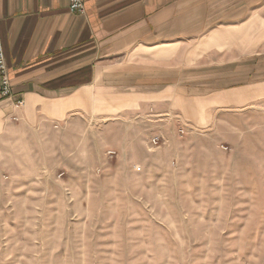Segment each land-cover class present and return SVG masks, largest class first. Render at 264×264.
<instances>
[{
    "label": "rangeland",
    "instance_id": "374dc122",
    "mask_svg": "<svg viewBox=\"0 0 264 264\" xmlns=\"http://www.w3.org/2000/svg\"><path fill=\"white\" fill-rule=\"evenodd\" d=\"M239 1L216 0L214 19L250 17L248 60L195 59L186 36L152 60L169 80L149 98L109 89L60 121L9 119L0 264H264V0Z\"/></svg>",
    "mask_w": 264,
    "mask_h": 264
},
{
    "label": "crops",
    "instance_id": "0c3cea01",
    "mask_svg": "<svg viewBox=\"0 0 264 264\" xmlns=\"http://www.w3.org/2000/svg\"><path fill=\"white\" fill-rule=\"evenodd\" d=\"M207 4L213 5L212 13ZM214 4L222 3L86 0L80 14L70 10V0H0V36L12 83L11 97L0 101V131L12 117L25 125L63 120L90 102H104L109 89L142 91L135 94L149 98L153 91L143 90L169 80L168 70L153 67L152 60L169 61L185 44L182 37L199 35L201 44L207 36L224 33L218 43L194 50L198 44L189 54L196 59L216 53L222 58L219 65L248 60L250 17L217 22ZM262 4L256 15L264 10ZM185 5L195 7L191 14L181 15ZM252 26L264 31L257 21ZM169 49H174L170 55ZM169 88L161 94L167 96ZM18 100L22 104L16 107Z\"/></svg>",
    "mask_w": 264,
    "mask_h": 264
},
{
    "label": "built area",
    "instance_id": "2783aa9c",
    "mask_svg": "<svg viewBox=\"0 0 264 264\" xmlns=\"http://www.w3.org/2000/svg\"><path fill=\"white\" fill-rule=\"evenodd\" d=\"M70 10L75 13H84L86 10V0H70ZM12 83L8 76L6 58L4 48L0 36V101L11 97ZM21 101H16L15 106L19 107ZM16 120L17 117H14Z\"/></svg>",
    "mask_w": 264,
    "mask_h": 264
}]
</instances>
